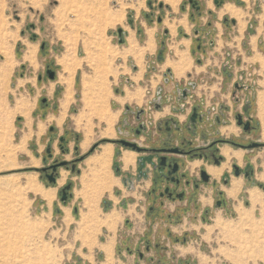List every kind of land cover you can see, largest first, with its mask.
<instances>
[{
    "label": "rangeland",
    "instance_id": "rangeland-1",
    "mask_svg": "<svg viewBox=\"0 0 264 264\" xmlns=\"http://www.w3.org/2000/svg\"><path fill=\"white\" fill-rule=\"evenodd\" d=\"M148 1L0 0V264H131L127 261L130 249L137 261L140 257L137 249L142 252L151 250L152 244L148 248V242L143 238L137 242L126 238L129 230L134 229L135 222L146 218V213L136 217L120 214L114 247V230L105 225L99 227V221L105 214L115 209L114 199L107 191L100 198L98 208L94 202L86 203L87 196H93V188L89 180L83 183L82 176L88 170L84 161L78 164L76 172L62 167L56 183H51L41 171L46 161L74 159V145L79 146L80 155L90 152L94 146L97 147L93 156L99 154L102 147L109 144L106 142H114L106 139L109 138L107 135H112L118 127H125L123 120L129 112L124 113L127 106L136 110L148 109V105H152L155 110V102H162V105L174 103L182 108L181 103L186 96L175 85V80L198 83L195 87L181 86L187 88L188 95L191 93L198 97L196 101L190 98L189 110L193 103L205 109L213 105L218 107V102L213 104L215 92L225 94L237 90L223 68L220 73L206 69L190 71L191 75L187 73L179 78L171 67L164 66L172 53L169 44L174 39L165 24L166 18L186 15L191 26L192 52L198 50L191 19L197 13L189 3L186 10L182 9V4L188 0L174 2L173 6L178 3L175 6L177 12L165 3L159 8V2L164 0H152L153 6H149ZM199 1L203 15L208 16L205 20L216 21L214 14L222 20L224 16L237 18L239 25L231 23L229 29L224 26L219 34L224 33L225 46L233 40L230 44L233 50L237 45L246 51L244 79L236 81L247 85L248 90H241V104L231 97L228 105L234 117L236 110L242 111L243 100H251L247 114L256 117L253 124H260V129L251 137L261 138L264 111L257 116V102L264 106V0H246L241 4L237 0H226L224 5L230 2L236 8L239 6L240 19L228 13L220 14L224 5L218 6L216 0L210 2L214 12L207 7L210 0ZM159 16L163 18L162 22L158 21ZM133 22L136 23L134 30L137 35L132 31ZM149 29L154 30L157 48L151 53L153 55L148 53L145 56L146 68L138 72L139 68L135 69L132 61L128 60L129 45L132 44L129 36L133 32L138 42L144 44ZM167 29L168 34H165ZM186 32L183 26H178L176 39L188 38ZM257 37L259 43L255 54L248 56L249 42L252 40L255 47ZM163 40L166 43L163 47L165 59L151 71L147 67L148 62L150 58H156ZM244 42H247L246 46ZM196 56L202 57L193 55L195 63ZM48 67L56 71L55 79L48 76ZM168 68L172 69L173 75H166L165 79ZM41 74L44 78L39 81ZM130 76L136 86L126 82L125 78ZM213 83L215 86L210 88ZM133 95H144V98L135 103ZM49 99L59 106L55 112L51 108L49 114L59 115L57 121L60 124L65 122V131L69 133L63 132L62 136H70L72 141L71 147L69 143H63L71 152L65 153L63 148L57 147L56 157L49 156L42 144L39 147L36 143L37 136L48 130L49 122L53 120L48 119L47 112L42 110ZM167 108L165 116L172 112L170 106ZM159 115L156 114V119L163 116ZM37 121L41 122L39 129ZM62 125L61 130H64ZM52 127L56 125H51L50 130ZM86 137L90 139L89 145L81 148ZM103 138L105 142H101L105 140ZM255 149L263 158L257 169L262 179L264 145ZM68 184H71V195L63 201V188ZM259 184H264V178L256 182L262 192H259V198L250 199L248 192L246 203L241 204L244 209L237 207L239 213L226 211L206 217L202 236L187 230L179 237L181 240L176 239L177 234L174 243L197 247L208 256L209 264H264V189ZM94 209H97L95 214L89 215V210ZM181 218L175 220V224L180 223ZM189 221L195 222L193 216ZM161 244L157 252L159 263L150 264H189V261L199 264L186 248H183V255L178 256L177 249L171 247L172 254L168 258L166 250L170 247Z\"/></svg>",
    "mask_w": 264,
    "mask_h": 264
},
{
    "label": "crops",
    "instance_id": "crops-1",
    "mask_svg": "<svg viewBox=\"0 0 264 264\" xmlns=\"http://www.w3.org/2000/svg\"><path fill=\"white\" fill-rule=\"evenodd\" d=\"M239 1L246 2V0H237V2ZM164 2L170 5L173 11L175 12L178 11V8H175V6H173L174 3L165 0ZM207 7L208 9H210L209 10L210 12H214L213 10L214 8L210 6V4H207ZM223 13H229L232 16L239 17V19L241 18L240 9H238V7L236 8L231 3L225 4V6L220 10V14ZM207 17L208 16L205 17L203 15L201 19L196 18V22L193 23L194 24L193 28L208 27L211 21L212 28L214 29L215 34L213 33V35L210 36V40L211 42H214V44L212 46L208 44L206 49H204L203 47V49L197 51V54L202 56L203 64L200 66H204V67L202 68L196 67L195 71H203L206 69L209 71H216L217 73H220L219 71L221 70V68H223V66L226 65V63L230 62V65H232L231 73L232 76H234L232 81H233V86L235 87V83L237 82L236 80L241 78L244 74L243 72L245 71L244 60L246 56L245 55L246 51L243 49V47L238 48L237 45H236L237 49L233 50L232 47L230 46L233 40L227 42L225 46L224 35H223L224 33L221 35L219 34L220 28L222 27L224 28L225 26L227 29H229L228 27H230V24H227L224 21L225 16L222 20L219 18L220 16L218 17V15L214 14L215 19H217L216 21L214 20L212 21L209 18L208 20H205V18ZM218 20H221L223 23H221ZM135 24L136 23L133 22L131 27L133 28L132 31H134L136 34L137 32L134 30V28H136ZM165 24L169 27L172 35L174 36V39L177 35V27L179 25L184 26L188 31L190 30V24L188 22L186 15L180 18L178 17H175L173 19L166 18ZM153 33L154 30L149 29V35L144 41L146 42L145 44H140L133 32L129 36V38H131L132 40V44L129 45V50H130L129 55L132 56H129L128 60L132 61L133 63L132 65L135 69L140 67L141 70L142 68H144L145 67L144 55L147 52H150L151 54L154 53V51H156L157 47H156L155 39L153 37ZM189 37L187 39H189ZM251 39H253V37ZM258 41H259V37H257L256 44L254 47V44L252 45L253 43L252 40H250L249 42L250 48L247 52L248 56H252L255 54L254 51L258 46L259 43ZM181 43L187 47L185 50L180 48ZM189 44L191 51V43L189 40L186 39H182L181 41L174 40L172 44H170L171 47L174 49V56L168 57L165 66L173 67L177 77H182L183 75H185L186 72L194 70L193 59L191 58L188 52ZM246 45L247 42H244V46ZM144 49L145 51H143ZM140 59L142 61H140ZM240 69H243V71L240 72ZM43 78L44 77L42 76V74L38 76L39 81L43 80ZM131 78H132L131 76L126 77L125 78L126 82H129L130 85L136 86L135 85L136 82H134V80L131 81L130 80ZM214 84L215 83H213L209 87L213 88L215 86ZM234 92L235 90H232L231 92L228 91L225 94L223 93L219 94L218 92H215L213 104L218 102L219 105L229 106L228 103L231 101V97L234 98ZM215 95H218V97L215 98ZM133 96H134L133 98L134 102L137 103H138L137 100L139 98L140 99L144 98V95H133ZM195 99H198V97H194V100ZM257 104H258L257 116L258 115L260 116L259 113L261 111L263 113L264 106H261L259 101L257 102ZM207 105L209 104L207 103ZM57 107L59 106L54 104V102H52L49 99L48 103L42 108L43 111L47 112L48 119L52 118L53 120L49 122L50 124L48 130H46L40 136H37L36 139V143L39 147L42 144L45 150H48L49 147L52 148L54 152L53 157H56L58 154L57 147H59L60 149L62 148L61 137L63 132H66L65 128H67L65 122H62L60 124L57 121L59 115L57 116L55 115V113L49 114L51 108L52 111L55 112L56 110H58ZM158 114H163V113H158ZM170 114H172V112ZM176 115L179 116L180 121L183 124L186 122L188 118L186 114L177 113ZM182 116H184V119L182 118ZM251 116L253 118L255 117L252 114ZM226 118L230 120V124L220 126L219 130L213 131L214 132L213 134L207 133L206 135H204V137L198 136V139L200 141H202L201 140L202 138H204V140L205 139L213 140L214 138L218 137L217 135H219L223 138H238L244 143H249L253 140H258L264 143V126L262 129L263 132L261 134V138L254 139L253 137H251V134L246 133L240 126H238L231 112L226 113ZM155 120H156V114H155ZM40 124L41 122L37 121L36 125L38 129L40 127ZM51 125H56L55 127L56 130H50ZM61 125L62 127H64V130H61ZM113 134H115V131ZM113 134L107 137H111L113 136ZM119 134H120L119 131L116 130V135L114 137L106 138V139H110L114 141V139L119 137ZM187 135L189 138H194V136L189 133ZM89 142L90 139L86 137L85 141L81 143V146L85 148L89 145ZM139 142L143 144L148 143L147 145L151 144L150 141H146L145 136H142ZM110 143H112L113 145L106 144L104 148L102 147V151L99 154H96L88 159L86 158L87 160L86 159L84 160L85 166H87L88 170L84 172L82 176L83 177L82 180L84 179L83 183H87L89 180L90 186L91 188H93L91 190L93 196L92 197L87 196L86 203L89 204L90 202H94L96 204V208H98L100 198L107 191L111 199H114L113 201H114L115 209L105 214V216L101 219V222L99 221V227L105 225L107 226L108 229L114 230V247L116 244V232L118 229V222L121 219L120 214H131L134 215V217H136L139 214L146 213V218L139 222L138 221L135 222L134 229L132 231L129 230V232L127 233L128 236L126 238L127 240L129 239L132 240L133 242H137L138 240L143 238L147 242H150V244H152V248L151 250L142 252V256L141 254H139L140 256L139 261H137L136 256L133 255V252L132 253L130 252V257L128 256L127 261L129 263L131 262V264H147V263L150 264V263H154L155 261L159 263L157 252H158V247L160 246L161 243H164L167 247H170L169 250L168 249L166 250V255L168 256V258L172 254L171 247H175L177 249L176 251H178V256L183 255L182 253L183 248H186L187 253H191L194 258H197L199 264H209L210 262L207 258L208 256L204 252L200 251L197 247L194 246L190 247V246L181 245L179 243H174L176 242L174 238L177 237V234H179L178 238L179 237L181 238L183 233L187 230L192 233L197 232L198 235L202 236L204 228L206 227V224L204 223L206 217H211V215L217 216L219 212L223 213L226 211L227 212L235 211L239 213L237 207L239 206L240 209H244V207L241 204L244 205V202L246 203L245 195L248 194V192L250 194V199L251 196L254 199H257V197L259 196V192H261V190L257 188L256 182L258 180L261 181L264 178L263 175L261 179L260 174L258 175L257 172L258 167L261 165L259 164V161L262 162L263 158H262V154H260L256 149L242 148V147L237 148L230 144H223L220 146V153L221 155L224 156V161L222 162V164L220 165L211 164L209 161H205L203 159H195L193 161H189L186 164L185 168H183V171L188 174V178L199 179L201 170L206 169L211 177L210 182L200 183V187L195 188L193 190L192 195L189 197H185L184 199L174 200V199L166 198L164 200H161L157 194L153 193L152 190L154 186L153 178L155 176V173L153 172V170H150L147 167L145 168L144 171L145 177L141 180L140 183H138V187H140L141 185V189L129 190L125 182L129 176H135L137 172V161L141 154L136 151L126 149L125 147H120L114 142H110ZM71 144L72 141L70 140L69 147H71ZM74 146L76 149V145ZM105 148H107L108 150ZM235 163H237L241 168L244 169L248 167L252 168V170L254 171V175L251 178H246L243 174L237 176L235 174V169H234ZM216 169L218 171L221 170L220 173L215 174ZM227 176H229L228 184H226L224 181V177ZM221 192H224V195L221 196ZM218 198H225L226 204L222 207H218L216 204ZM119 204L120 207L117 206ZM119 208L124 209L125 212L127 213L123 212V210L121 211ZM96 210L97 209L89 210L88 212L89 215L95 214ZM147 212L149 213V217L147 216ZM182 216L184 217L181 218ZM191 216H193V218L195 219V222L193 223L189 221V218ZM179 217L181 218L180 223L175 224L174 221L175 220L178 221ZM131 218L133 219V216H131ZM90 233L92 236L93 232L90 231L89 234ZM184 240L186 241V239ZM88 243L91 244V242ZM205 257L207 259H205ZM189 264H193V262L189 261Z\"/></svg>",
    "mask_w": 264,
    "mask_h": 264
},
{
    "label": "flooded vegetation",
    "instance_id": "flooded-vegetation-1",
    "mask_svg": "<svg viewBox=\"0 0 264 264\" xmlns=\"http://www.w3.org/2000/svg\"><path fill=\"white\" fill-rule=\"evenodd\" d=\"M225 1L226 0H219L216 3L218 6H223ZM210 2L212 3V0L209 1V4H210ZM160 3L161 2H159V8H161ZM188 3L191 5L193 10L197 13L196 16L194 14V16H192V18H191L193 23H195L196 18L201 19L203 17L202 4L200 3L199 0H188L184 4H182L183 10H186ZM227 3H230V2H227ZM238 4H241V1H239ZM149 6H153V2ZM237 7H239V6H237ZM160 17L161 16L158 17V21L162 22V20L161 21L159 20ZM173 18H175V17H173ZM173 18H171V19H173ZM235 18H231L230 16H228V17H225L224 21L227 24H231V23L237 24L238 23L236 20L237 18L236 19ZM238 25H239V23H238ZM190 30H191V26H190ZM190 30L189 31L187 30V32L189 33ZM187 32L185 34H187L189 37V34ZM214 32L215 31L212 28V22L211 21H210V24L208 25V27H200V28L195 27L196 48L199 49V51L201 49H203V47H204V49H206L208 44L210 46H212L214 44V42H211V40H210V36L213 35ZM165 34H168V29L165 30ZM184 39L189 40L191 43L190 38L189 39L184 38ZM174 40H177L176 37H175V39H173V41ZM179 41H181V40H179ZM161 42H162V47L158 50V52L156 54V58H150L151 61L149 60L150 62H148L147 67L151 71L156 70L157 64L159 63L158 65H161V63H163V61H164V60L161 61L160 58H161L162 51H164L163 47L165 48L166 43L164 40ZM155 43H156V40H155ZM156 47H157V43H156ZM169 47H170L172 53L169 54L168 57L174 56V49L171 47L170 44H169ZM180 48L185 50L187 47L181 43ZM197 51L198 50H193L191 53L190 44H189L188 52H189V55L191 56V58L193 59V64H194V66H193L194 70L193 71H195L196 67H199V68L204 67V66H200L203 64L202 57L196 56L197 59H196V63H195L193 55H196ZM147 53H150V52H147ZM145 55H144V62H145ZM129 56H132V55H129ZM168 57L166 58V60L164 62V66L168 60ZM164 59H165V55H164ZM144 65H145V63H144ZM166 67H171V66H166ZM145 68H146V65H145ZM171 68L173 69V67H171ZM171 68L167 69V72L165 74V79H167L166 75H170V74L173 75V71L175 72V70L173 69V71H172ZM49 69H52V68L48 67L47 74H48ZM231 69H232V65H230V62L226 63V65L223 66V70H224V72H227V77L230 80H232L231 79V77H232ZM52 70L55 71L54 69H52ZM139 70H140V67H139ZM169 70H171V72H169ZM188 72H190V71H188ZM188 72H186L185 75H183V76H186V74ZM188 74L191 75V73H188ZM48 76H49V74H48ZM179 78H181V77H179ZM243 79L244 78L241 77L240 82ZM175 82H176L175 84L179 87V89L182 90V93L184 94V96H186L185 100L181 103L182 108L175 106L174 103H170L168 106L171 107L172 114L165 116L164 114L167 113V111H168L167 107L168 106L162 105V102H155V110H153V108L151 107L152 105H148V109L137 108L136 110H133L130 106H127L124 113H126V111H129V112H128L127 116L124 117V120H123L125 127H122V126L118 127V131L120 134H119L118 138L114 139V143L117 144L118 146L125 147L126 149H130V150L136 151V152L141 154L138 158V161H137V172H136L135 176H129L126 179L125 184L129 188V190H136L137 189L138 183H140L141 180L145 177L144 171H145V168L147 167L150 170H153V172L155 173V176L153 178L154 179V186H153L152 190H153V193L157 194L161 200H164L166 198L174 199V200L184 199L185 197L191 196L193 193V190L195 188L200 187V183H209L210 182L211 177L208 174L206 169L201 170L199 179L198 178H196V179L195 178H193V179L188 178V174L183 171V168H185L186 164L189 161H193L195 159H203L205 161H209L211 164L220 165L224 161V156L221 155V153H220V146L223 144H230V145L237 147V148L242 147V148H250V149L260 148L264 144V143L257 141V140H253L249 143H244L238 138H223L219 135H217L218 137L214 138L213 140H210L207 143L206 142L205 143L200 142V140L198 139V136L204 137V135H206L207 133L213 134L214 133L213 131L219 130L220 126L230 124V120H228L226 118V113L231 111V107L227 106V105H218V107H216V105H213L212 107L208 106L205 109V107H200L198 104L193 103L190 107V110H189L188 109L189 108L188 104L190 103L189 100H190V98L194 99V94L190 93L188 95L187 91H186L187 88L186 87L181 88V86H187V85L190 86L191 85L190 87H192V86L195 87V86H197L198 83L195 81L178 82L176 80H175ZM240 82L235 83V87H237L236 88L237 90H235V92H234V98L233 99L235 101L238 100L241 104L242 102H241L240 92L242 89L248 90V86L245 84H241ZM158 92H160V90ZM122 97H124V96H122ZM187 98H189V99L187 100ZM195 101H196V99H195ZM250 101L251 100H249V99H244L243 105H242L243 106L242 111L236 110L234 112L235 113L234 118H235V121L237 122L238 126H240L248 134H252L254 131H257L260 129V124L259 123L253 124L254 118L251 115L247 114L249 106H251ZM135 103H137V102H135ZM194 108H197V113H198V116H197L195 122L191 120V116L194 113ZM154 113L155 114L163 113V114L159 115V116H161V115H163V116H161V118H158L155 120V114ZM177 113L187 115L188 118L184 124L180 121L179 116L176 115ZM159 116H157V117H159ZM239 116H242L243 124H239V118H238ZM182 118L184 119V116H182ZM248 121H250L251 125L247 130L245 128V124ZM51 130H56V128L54 127V129H51ZM67 132L69 133V131H66V133ZM188 133L193 135L194 138H189L187 135ZM115 135H116V129H115ZM142 136H145L146 141H150L151 144L147 145L148 143H145V144L140 143L139 140ZM70 139H71L70 136H62L61 137V147L63 149L65 148L63 143L68 144ZM122 139H126L128 141L135 142L138 144V146L144 148V150L138 151L132 147L125 146L120 142V140H122ZM202 140H204V138H202ZM254 142H260V143H262V145L260 147H255V148L249 147V145L254 143ZM106 143L112 144L110 142H106ZM176 148L178 149V151H176V152L175 151H168L169 149H176ZM75 151H76V157L74 159H72L71 161L67 160L69 163L67 166H65L68 169L71 168V170H73V172H76L77 166L80 162H83L86 158L88 159L89 157L93 156V152L87 156H85L87 153L85 155H80L78 145H76ZM66 152L70 153V149L67 148V151H65V153ZM48 155L51 157L54 156V152H53L52 148L50 151H48ZM163 156H167L166 165L161 164V161H162L161 158ZM81 158H83V159H81ZM216 159H219L220 163H216V161H215ZM62 160H66V159H55L51 163H48L46 161V165H44V167L51 166L56 161H62ZM175 164L178 165L177 170L175 172L170 173L174 169ZM236 166L239 167L240 170L242 171V173L240 175L243 174L245 176V174H244L245 171H252V168L248 167V168L244 169V168H241L237 163L234 164V169ZM61 168L62 167H58L57 171L55 172L57 179H58V176L60 174ZM41 171H42V173H44V175L47 178H48V175L53 173V169H51V168H48L47 171H43V170H41ZM203 171H206V174L209 177V179L207 181L204 180V178L202 176ZM224 181L226 184H228L229 183V176L224 177ZM71 191H72V188L67 190L68 197H70ZM181 194H183L182 197H180ZM222 195H224V192H221V196ZM218 201H221L220 205H218ZM216 204L218 207L224 206L226 204L225 198H218ZM178 219H180V217ZM148 246H149L148 248H150V246H151L150 242H148ZM137 252L140 253L142 256V250L141 249H137Z\"/></svg>",
    "mask_w": 264,
    "mask_h": 264
},
{
    "label": "water",
    "instance_id": "water-1",
    "mask_svg": "<svg viewBox=\"0 0 264 264\" xmlns=\"http://www.w3.org/2000/svg\"><path fill=\"white\" fill-rule=\"evenodd\" d=\"M218 1H219V0H216V2H218ZM152 2H153L152 0H149V1H148V4L151 5ZM163 6H164V2H161V3H160V7L162 8ZM159 20L161 21L162 18L160 17ZM130 22L132 23V20H130ZM119 32L122 33V29H119ZM166 32H167V31H166ZM42 47L44 48L45 45L43 44ZM169 72H171V70H169ZM48 74H49V76H50L51 79H55V77H56V71H53L52 69H49V70H48ZM237 86H238V85H237ZM197 116H198L197 108H194V113H193L192 116H191V120L195 122ZM238 118H239V124H243V118H242V116H239ZM250 125H251L250 121L246 122V124H245V128L248 130V128L250 127ZM51 129H54V127H52ZM62 139H63V138H62ZM105 140H106V139H105ZM120 142H121L123 145L128 146V147H132V148H134V149H136V150H138V151H142V150H144V148L138 146V144L135 143V142H131V141H128V140H126V139H122V140H120ZM261 145H262V143H260V142H254V143L250 144L249 147H251V148H255V147H260ZM50 150H51V148L49 147V148H48V151H50ZM168 151H175V152H176V151H178V149H177V148H176V149H169ZM81 159H83V158H81ZM161 159H162L161 164H162V165H166V163H167V162H166V161H167V156H163ZM215 161H216V163H220V160H219V159H216ZM68 163H69V162H68L67 160L56 161V162H55L53 165H51V166L43 167L42 170H43V171H47L48 168L53 169V173L50 174V175H48V179H49V181H50L51 183H56V182H57V178H56L55 172L57 171L58 167H64V166H67ZM177 168H178V165L175 164L174 169H173L170 173L175 172V171L177 170ZM241 173H242V171L240 170V168L236 166V167H235V174H236L237 176H239ZM244 174H245V176H246L247 178H251L252 175L254 174V171H253V170H252V171H245ZM202 176H203L204 180H206V181L209 179L208 175L206 174V171H203V172H202ZM173 179H174V178H173ZM259 186H260V188H263V189H264V184H260ZM70 188H71V184H68V185L65 186V188H63V196H62V200H63V201H66V200H67V198H68L67 190L70 189ZM70 195H71V194H70ZM182 195H183V194H181L180 197H182ZM220 204H221V201H218V205H220Z\"/></svg>",
    "mask_w": 264,
    "mask_h": 264
},
{
    "label": "bare ground",
    "instance_id": "bare-ground-1",
    "mask_svg": "<svg viewBox=\"0 0 264 264\" xmlns=\"http://www.w3.org/2000/svg\"><path fill=\"white\" fill-rule=\"evenodd\" d=\"M165 1H168V2H172V3H174L176 0H165ZM177 4H178V3H176L175 6H176ZM231 4H232V3H231ZM230 10H231V9H230ZM224 11H225V10H224ZM232 12H233V11H232ZM111 16H112V15H111ZM113 19H114V18H113ZM118 21H119V20H118ZM133 39H134V38H133ZM100 47H101V46H100ZM128 51H129V50H128ZM4 52H5V50H4ZM6 55H7V54H6ZM62 61H63V60H62ZM104 63H105V62H104ZM5 67H6V66H5ZM10 68H11V67H10ZM6 70H7V69H6ZM2 72H3V71H2ZM7 72H9V71H7ZM4 73H6V72H4ZM7 74H8V73H7ZM67 74H68V73H67ZM5 75H6V74H5ZM72 95H73V94H72ZM111 125H112V124H111ZM108 131L110 132V130H108ZM108 131H107V132H108ZM112 131H113V130H112ZM107 132H106V133H107ZM104 134H105V133H104ZM107 136H108V135H107ZM110 147H111V145H110ZM103 148H104V147H103ZM105 149H107V148H105ZM110 149H111V148H110ZM107 150H108V149H107ZM13 151H14V150H13ZM226 152H227V151H226ZM228 152H229V151H228ZM110 153H112V152H110ZM105 154H106V153H105ZM100 155H101V154H100ZM106 155H107V154H106ZM106 155H105V156H106ZM108 155H109V154H108ZM110 155H111V154H110ZM102 160H103V158H102ZM102 160H101V161H102ZM107 161H108V160H107ZM104 162H105V161H104ZM89 163H90V162H89ZM98 165H99V164H98ZM213 170H214V169H213ZM220 171H221V170L218 171V170L216 169L215 174L220 173ZM33 178H34V177H33ZM97 179H98V178H97ZM30 180H31V178H30ZM34 180H35V178H34ZM85 180H86V178H85ZM37 181H38V180H37ZM14 182H15V181H14ZM35 183H36V182H35ZM14 184H15V183H14ZM2 185H3V184H2ZM251 197H252V196H251ZM255 197H256V196H255Z\"/></svg>",
    "mask_w": 264,
    "mask_h": 264
},
{
    "label": "trees",
    "instance_id": "trees-1",
    "mask_svg": "<svg viewBox=\"0 0 264 264\" xmlns=\"http://www.w3.org/2000/svg\"><path fill=\"white\" fill-rule=\"evenodd\" d=\"M164 55H165V50L164 51H162V53H161V58H160V60L162 61V60H164ZM259 129V128H258ZM106 140H102L101 142H105ZM78 142H79V135H78ZM264 145V144H263ZM96 148V146H94V148L90 151V152H88L85 156H87V155H89V154H91L92 152H93V150ZM64 151H67V148H64ZM79 171V170H78ZM54 185V184H53ZM66 203V202H65ZM177 240H180L179 238H176ZM185 241V240H184ZM149 247V246H148ZM130 252H132V250L130 249Z\"/></svg>",
    "mask_w": 264,
    "mask_h": 264
}]
</instances>
